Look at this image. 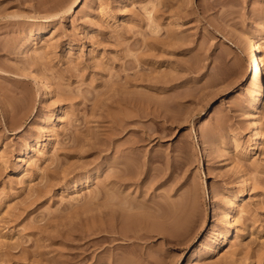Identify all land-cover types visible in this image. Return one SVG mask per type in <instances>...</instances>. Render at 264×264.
I'll return each instance as SVG.
<instances>
[{
	"label": "rangeland",
	"instance_id": "obj_1",
	"mask_svg": "<svg viewBox=\"0 0 264 264\" xmlns=\"http://www.w3.org/2000/svg\"><path fill=\"white\" fill-rule=\"evenodd\" d=\"M74 1L0 0V264H264V0Z\"/></svg>",
	"mask_w": 264,
	"mask_h": 264
},
{
	"label": "bare ground",
	"instance_id": "obj_2",
	"mask_svg": "<svg viewBox=\"0 0 264 264\" xmlns=\"http://www.w3.org/2000/svg\"><path fill=\"white\" fill-rule=\"evenodd\" d=\"M85 0H75L72 5H70L66 10H70L75 6H80ZM245 48L246 53L248 54L247 58V70L249 74V78L253 83V90L252 96L254 98V102L257 108H262L264 105V55H263V48L264 44L263 41L259 40L255 35L249 34L245 38ZM28 78L30 80L35 81L37 84L36 86L39 87L41 90H44L45 93L50 94L52 97H55L56 94L52 89L46 84L45 80L37 73L30 72L28 74ZM63 113L62 107H57L54 110V114L56 116H61ZM253 127L255 128V135L253 136L251 145L252 147L259 146L261 142V134L259 131L258 122L253 123ZM50 143H52V137L49 136ZM26 154V153H25ZM24 157V156H23ZM26 159V158H24ZM227 219L230 224L233 223L235 220V200H233L229 206L227 212ZM235 227V226H234ZM235 229V228H234ZM234 229H228L225 234L224 238L221 242L217 243V247L221 245V243L228 242L234 234ZM229 243V242H228ZM199 259V253L193 252L190 256V264H194Z\"/></svg>",
	"mask_w": 264,
	"mask_h": 264
}]
</instances>
